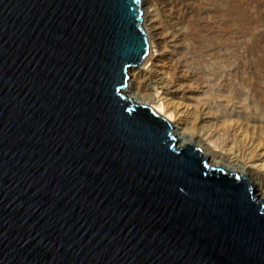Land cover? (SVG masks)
Returning <instances> with one entry per match:
<instances>
[{"label":"water","instance_id":"water-1","mask_svg":"<svg viewBox=\"0 0 264 264\" xmlns=\"http://www.w3.org/2000/svg\"><path fill=\"white\" fill-rule=\"evenodd\" d=\"M141 0H0V264H264V196L124 91Z\"/></svg>","mask_w":264,"mask_h":264},{"label":"rangeland","instance_id":"rangeland-1","mask_svg":"<svg viewBox=\"0 0 264 264\" xmlns=\"http://www.w3.org/2000/svg\"><path fill=\"white\" fill-rule=\"evenodd\" d=\"M151 2L162 53L154 70L140 68L146 57L131 66L128 81L208 156L249 165L264 187V0Z\"/></svg>","mask_w":264,"mask_h":264},{"label":"bare ground","instance_id":"bare-ground-1","mask_svg":"<svg viewBox=\"0 0 264 264\" xmlns=\"http://www.w3.org/2000/svg\"><path fill=\"white\" fill-rule=\"evenodd\" d=\"M141 8H142V13H143V27L146 31L147 38H148V45H150V52L147 53V55L144 57V61L141 63L140 68L145 69L147 71L154 70V66L157 65V61L160 58L161 51L156 47L153 42L155 39L159 38L157 35V26H156V19H155V9L153 7V4L151 0H141ZM151 38V40H150ZM144 70V71H145ZM152 78V77H151ZM150 78V79H151ZM154 78V77H153ZM129 80V79H128ZM154 81H157L156 79H153ZM124 91L126 95H128L133 101L147 104L151 106L153 109H155L157 112L161 113L164 115L166 118L169 119V121L172 124V132L176 138V143L177 145L185 144L187 142H191L192 136L190 134L189 129L186 127L182 126V124L179 121L174 120L172 116L169 114H166L163 112V109L160 106L154 105L151 103L150 99H144L137 89L133 87V85L127 81V85L124 87ZM198 146V145H197ZM199 147V146H198ZM205 155H207V152L202 150ZM207 161H209L213 165H217L220 167H223L225 169L229 170H234L237 171L240 174H247L246 171L249 167V165H241V166H231V165H224L220 163L219 161L215 160L214 158L210 157L207 155ZM239 165V164H238ZM249 182L251 185H253V194H256L257 197H263L264 196V187H261L256 183L255 181L249 179Z\"/></svg>","mask_w":264,"mask_h":264}]
</instances>
